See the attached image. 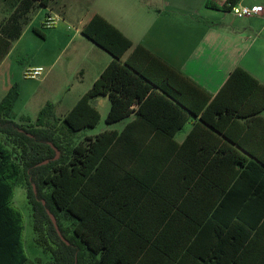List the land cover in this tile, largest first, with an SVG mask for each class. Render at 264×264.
Segmentation results:
<instances>
[{
  "label": "crops",
  "instance_id": "obj_1",
  "mask_svg": "<svg viewBox=\"0 0 264 264\" xmlns=\"http://www.w3.org/2000/svg\"><path fill=\"white\" fill-rule=\"evenodd\" d=\"M208 1L49 0L44 4L40 0H0V29L18 15L22 27L21 36L11 42L2 62L13 44L26 35L37 33L45 37L38 25L42 26L48 15L60 18L63 24L52 35L63 37L66 43L57 55L23 68L24 72L30 67H44L45 74L37 80L26 79L35 81L29 88L19 86L13 111L16 121L21 117L35 121L48 103L55 106L57 117L63 118L93 87L113 60L88 37L99 18L121 31L134 47L144 46L176 69L192 83L182 82L180 86V97L186 101V106L179 105L182 116L144 118L133 113L112 125L106 124L111 127L124 122L122 131L133 125L127 139L138 146L114 152L128 157L123 169L134 177L126 185L134 195L128 205L129 233L138 240V250L143 253L153 240L171 238L180 264H253L263 255L259 254L262 248L249 246L248 218L243 216L238 221V215L228 206L217 210L222 197L219 189L224 185L184 178L185 174L230 173L239 169L224 158L264 155V111L253 124L251 118H229L224 109L230 94L245 89L231 88L226 94L221 93L237 68L264 85V0H239L240 6L263 7L261 15L249 18L208 8ZM213 1L223 6L226 0ZM4 38L0 32V39ZM45 38L49 40V35ZM131 52L132 49L123 60ZM62 57L66 60L59 67ZM107 104L108 116L112 107L109 96L91 101L97 110ZM132 108L136 110L138 105ZM171 125L178 126L173 133L161 127ZM249 126L253 128L249 130ZM234 139L242 142L243 148ZM170 157L175 158V164L166 163V169L158 163V158ZM164 171L175 175L170 176L171 180L153 179L151 174ZM235 201L236 197L231 196L229 202Z\"/></svg>",
  "mask_w": 264,
  "mask_h": 264
},
{
  "label": "trees",
  "instance_id": "obj_2",
  "mask_svg": "<svg viewBox=\"0 0 264 264\" xmlns=\"http://www.w3.org/2000/svg\"><path fill=\"white\" fill-rule=\"evenodd\" d=\"M40 1L45 4L49 0ZM238 2L226 0L219 6L209 0L206 6L230 12ZM19 18V15L12 16L0 29L5 37L0 39V63L9 52L11 42L21 36ZM88 37L113 60L63 118H58L55 106L48 103L35 121L27 117L16 121L13 111L20 95L17 84L0 102V264L27 262L23 215L13 206L14 188L20 181L27 189L35 229L47 243L54 264H180L171 238L153 240L143 253L138 250V240L129 233L128 205L134 195L126 185L134 177L123 169L128 157L114 152L122 147L138 148L127 139L133 125L126 126L121 133L103 131L79 144H75L74 135L100 123V113L91 105L92 99L99 96H109L112 102L107 125L133 113L144 118L182 116L179 105L186 106V101L180 97V86L182 82L192 83L144 46L134 47L131 40L103 18L96 21ZM231 88L245 91L238 94L232 91L225 113L234 120L251 118L253 124L264 111V85L244 69L237 68L222 95ZM134 105H138L136 110L132 108ZM183 122L184 119L181 125ZM161 127L173 133L178 126ZM234 143L243 148L242 142L234 139ZM57 151L60 152L58 159ZM223 160L239 169L230 173L185 174L184 180L224 185L219 189L223 198L220 196L217 210L228 206L238 215V221L243 216L248 218L249 246L262 248L259 254L263 255L253 264H264V155ZM45 161L49 163L41 165ZM158 163L166 169V163L175 164V158H158ZM151 175L155 181H165L175 174L164 171ZM231 196L236 197L235 202H229ZM48 212L56 217L61 236Z\"/></svg>",
  "mask_w": 264,
  "mask_h": 264
},
{
  "label": "rangeland",
  "instance_id": "obj_3",
  "mask_svg": "<svg viewBox=\"0 0 264 264\" xmlns=\"http://www.w3.org/2000/svg\"><path fill=\"white\" fill-rule=\"evenodd\" d=\"M77 15H80L79 13ZM76 15V16H77ZM62 22L59 26H62ZM76 28V26L74 25ZM73 28V31H75ZM38 30H40L43 35L48 36L47 40L41 34H33V36L26 35L23 40L16 42L12 46L10 54L5 58L0 66V102L9 93L13 85L17 84L25 85L28 88L33 86L35 81H27L23 77V68L27 65H35L38 62H44L47 56L57 55L61 52L62 47L65 45V40L63 37L52 35L55 29H43L41 25H38ZM50 34L52 36H50ZM65 57H62L59 67L64 65ZM58 67V68H59ZM95 108L96 106L93 105ZM99 112L101 113V121L94 130L80 131L76 133L75 144L83 142L87 137H95L99 133L105 130H118L122 131L124 128V122L116 124L114 126H107L105 121L107 118V113L109 111V105L106 107H100ZM11 149V147H10ZM60 153V152H59ZM60 157V155H59ZM46 165V164H41ZM13 206L17 208L23 215L24 221V234L23 242L24 249L27 255L26 264H54L52 253L47 248V243L42 241L41 236L37 233L35 229V220L32 206L28 200L27 189L24 182L20 181L16 184L14 188Z\"/></svg>",
  "mask_w": 264,
  "mask_h": 264
},
{
  "label": "built area",
  "instance_id": "obj_4",
  "mask_svg": "<svg viewBox=\"0 0 264 264\" xmlns=\"http://www.w3.org/2000/svg\"><path fill=\"white\" fill-rule=\"evenodd\" d=\"M231 12L238 18H249V17L261 15L263 12V7L262 6L248 7V6L235 5L232 7ZM59 22H60V18L58 16L48 15L42 23V28L49 30L55 29L59 25ZM44 74H45L44 67H40V66L30 67L23 72V77L24 79L27 80H37Z\"/></svg>",
  "mask_w": 264,
  "mask_h": 264
},
{
  "label": "water",
  "instance_id": "obj_5",
  "mask_svg": "<svg viewBox=\"0 0 264 264\" xmlns=\"http://www.w3.org/2000/svg\"><path fill=\"white\" fill-rule=\"evenodd\" d=\"M59 155H60V153L57 151L56 159L59 158ZM48 163H49V161H45V162L42 163V164H48ZM48 214H49V217H50L52 223L54 224L55 229L57 230L58 234L61 236V232H60V230H59V227H58V223H57V219H56V217H55L51 212H48Z\"/></svg>",
  "mask_w": 264,
  "mask_h": 264
}]
</instances>
